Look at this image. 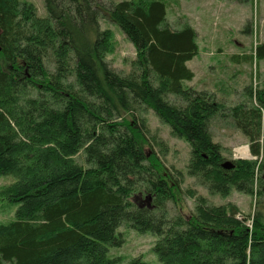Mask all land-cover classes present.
Masks as SVG:
<instances>
[{
  "label": "trees",
  "instance_id": "obj_1",
  "mask_svg": "<svg viewBox=\"0 0 264 264\" xmlns=\"http://www.w3.org/2000/svg\"><path fill=\"white\" fill-rule=\"evenodd\" d=\"M43 1L41 17L31 2L0 0V176L13 178L0 196L16 205L13 219L0 222V264H147L108 255L109 247L122 244L117 229L124 224L157 237L159 264H264L260 210L249 227L237 206L198 197L195 213L167 216L166 201L175 200L179 183L145 151V124L133 113L136 106L152 109L187 141L188 173L210 190L251 193L264 166L258 160L264 88H248L255 104L230 107L213 93L185 88L183 81L194 77L186 62L198 53L197 33L189 24L172 28L164 0L108 7L94 0ZM100 16L135 47L127 75L105 60L110 32L100 28ZM252 57L264 60V40ZM169 94L184 104L172 103ZM225 111L255 160L223 165L209 123ZM136 194H150V205Z\"/></svg>",
  "mask_w": 264,
  "mask_h": 264
},
{
  "label": "rangeland",
  "instance_id": "obj_2",
  "mask_svg": "<svg viewBox=\"0 0 264 264\" xmlns=\"http://www.w3.org/2000/svg\"><path fill=\"white\" fill-rule=\"evenodd\" d=\"M35 5L37 14L46 16L43 0H24ZM101 7L122 0H94ZM166 21L175 29L191 25L197 33L198 53L186 65L193 71L191 80L183 81L185 88L213 93L224 106L252 105L254 97L248 94L264 88V60L252 57L257 42L264 40V0H164ZM101 29L110 32V51L105 60L119 74L132 70L136 56L133 43L119 27L100 16ZM176 105L184 102L177 95H167ZM138 122L145 124V151L153 154L165 167V171L179 183L180 190L174 201H166L167 216H189L195 213L198 197L208 205L233 204L238 207L237 217L251 227L256 210L264 212V166L257 169L253 192L231 188L227 194L210 190L208 183L188 173L191 148L187 141L177 137L170 126L162 122L154 111L145 106L133 109ZM131 119L130 116H125ZM210 132L214 142L221 147V154L229 162L238 159L255 160L250 152L248 138L234 125L227 111L217 113L210 120ZM263 135L261 137L264 142ZM76 158L81 161L80 156ZM264 162V151L258 157ZM260 163V162H258ZM264 164V163H262ZM11 176H0V187L10 183ZM261 190V193L258 191ZM142 195V196H140ZM136 194L141 204L152 201L150 194ZM16 205L0 196V222L13 219ZM123 240L118 247H109L108 255L119 263L139 257L147 264H159L154 244L157 237L150 232H138L124 224L117 229Z\"/></svg>",
  "mask_w": 264,
  "mask_h": 264
},
{
  "label": "water",
  "instance_id": "obj_3",
  "mask_svg": "<svg viewBox=\"0 0 264 264\" xmlns=\"http://www.w3.org/2000/svg\"><path fill=\"white\" fill-rule=\"evenodd\" d=\"M223 165H224L225 167H231V166H232V164L229 163V162H224Z\"/></svg>",
  "mask_w": 264,
  "mask_h": 264
}]
</instances>
